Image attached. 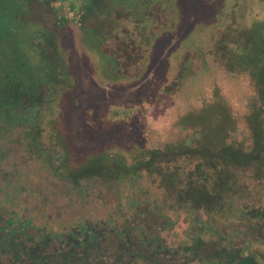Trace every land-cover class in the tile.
Returning <instances> with one entry per match:
<instances>
[{"label": "rangeland", "instance_id": "rangeland-1", "mask_svg": "<svg viewBox=\"0 0 264 264\" xmlns=\"http://www.w3.org/2000/svg\"><path fill=\"white\" fill-rule=\"evenodd\" d=\"M260 71L264 0H0V231L44 264L90 226V264H264Z\"/></svg>", "mask_w": 264, "mask_h": 264}, {"label": "trees", "instance_id": "trees-1", "mask_svg": "<svg viewBox=\"0 0 264 264\" xmlns=\"http://www.w3.org/2000/svg\"><path fill=\"white\" fill-rule=\"evenodd\" d=\"M262 77H263V82L262 85H260V89L261 90V95L263 96L264 99V72L262 73L261 71L259 72ZM261 116V115H259ZM256 130L259 132L260 135V139H262V130H260V128L256 125ZM230 145V144H229ZM259 147L256 148L251 152L250 156H248V160L247 162H250V158L252 156H258L260 157V159L264 160V150L262 149L263 145L261 143H258ZM226 146V145H225ZM231 153V157L232 156H237L241 159H244L245 157L247 158V156H245V151L243 149V146H241L240 148H236V146H226V149H224L222 154H230ZM250 153V152H249ZM246 162V164H247ZM233 189L231 190V194H232ZM20 246H22V244H16L14 243L13 240H7L5 237L0 236V255L3 253H8L11 254L14 261L15 262H21L23 260H29L31 264H44L45 263V258L39 260L38 262L35 261L36 257H35V253L33 251L27 250L25 248H20ZM90 248H93L92 245H90ZM90 248H86L87 253L86 254H76L75 257L72 256L69 261H65L66 264H90V262H88L90 260L91 255L89 256L88 254V250ZM90 251V250H89ZM224 250H221V252H215V260H222L223 264H256V260H254L253 257H251V259L249 257H244V258H239L240 257V250H236L234 253H230L228 255H224ZM224 255V256H223ZM79 256V257H78ZM65 260H68L67 258H65ZM214 260V261H215ZM227 261V262H226ZM65 264V263H63Z\"/></svg>", "mask_w": 264, "mask_h": 264}, {"label": "flooded vegetation", "instance_id": "flooded-vegetation-1", "mask_svg": "<svg viewBox=\"0 0 264 264\" xmlns=\"http://www.w3.org/2000/svg\"><path fill=\"white\" fill-rule=\"evenodd\" d=\"M2 114H3V111L0 113V119L2 117ZM189 151H192V149H190ZM85 171H90L92 172L88 177L90 176H97V173H93V171L91 169H89L88 167L85 168ZM104 232V231H103ZM106 234V233H105ZM105 234H102V232H99L97 230V228L95 226H90V227H87L85 230H84V237L82 240H78V238H75V237H67L66 239V242H67V246H72V251L71 252H68L67 254H64V253H60L59 254V257L62 258V262L66 264L65 261H69V259L74 256L75 257V252H78V250H75L76 248H80V249H84V251H87L86 248H90V245H94L95 247L94 248H90L88 250V254L90 256V254H100V251H101V235H104ZM0 236H3L5 237L7 240H13L14 243L16 244H22V246H20V248H25L27 250H30V251H33L35 253V261L38 262L39 260L45 258V261L48 260L50 257L46 255H44L42 253V250H47V247L49 246V244L52 242V239L50 237H48L46 239V242L45 244H43L42 246H39V242H37V245H35V248H29L23 241H20L17 236L13 235V233H8L7 235L6 234H3L1 231H0ZM103 239H105V237H103ZM34 242V240H32ZM45 248V249H44ZM39 249H42L41 251H39ZM75 250V251H74ZM73 253V254H72ZM87 253V252H86ZM86 253H83V252H79L77 254H86ZM4 254H8V253H3L0 255V262H1V256H3ZM10 256L12 257V255L10 254ZM79 257V256H78ZM65 258H67L68 260H65ZM13 259V257H12ZM27 261L28 264H31L30 261L27 259V260H23L21 262H25ZM13 262L14 259H13ZM16 263H20V262H16Z\"/></svg>", "mask_w": 264, "mask_h": 264}]
</instances>
